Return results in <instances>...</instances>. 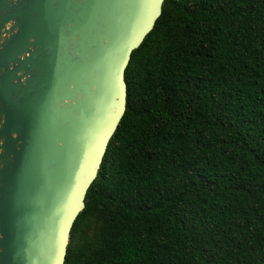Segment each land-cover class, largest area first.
<instances>
[{
	"label": "trees",
	"instance_id": "16d2710c",
	"mask_svg": "<svg viewBox=\"0 0 264 264\" xmlns=\"http://www.w3.org/2000/svg\"><path fill=\"white\" fill-rule=\"evenodd\" d=\"M125 81L64 264H264V0H164Z\"/></svg>",
	"mask_w": 264,
	"mask_h": 264
},
{
	"label": "water",
	"instance_id": "95a60500",
	"mask_svg": "<svg viewBox=\"0 0 264 264\" xmlns=\"http://www.w3.org/2000/svg\"><path fill=\"white\" fill-rule=\"evenodd\" d=\"M164 0H0V264H64Z\"/></svg>",
	"mask_w": 264,
	"mask_h": 264
}]
</instances>
